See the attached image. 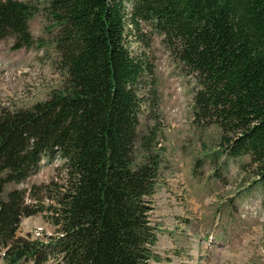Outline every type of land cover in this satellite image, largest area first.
<instances>
[{"label": "trees", "instance_id": "1", "mask_svg": "<svg viewBox=\"0 0 264 264\" xmlns=\"http://www.w3.org/2000/svg\"><path fill=\"white\" fill-rule=\"evenodd\" d=\"M32 13L28 2L0 0V40L29 48ZM48 13L62 87L29 109L0 108L5 264H44L54 255L63 264H150L149 199L161 160L154 136L140 135L146 64L131 56L127 26L144 23L163 37L198 83L195 116L222 131L228 155L249 156L264 181V0H49ZM56 158L66 172L55 196L59 236L47 244L17 238L22 218L36 211L23 191L5 194L6 186Z\"/></svg>", "mask_w": 264, "mask_h": 264}, {"label": "rangeland", "instance_id": "2", "mask_svg": "<svg viewBox=\"0 0 264 264\" xmlns=\"http://www.w3.org/2000/svg\"><path fill=\"white\" fill-rule=\"evenodd\" d=\"M17 1L33 7L28 22L33 42L16 50L12 39L0 40V108L9 111L46 100L65 78L53 43L49 0ZM139 25L138 30L127 26L125 35L131 56L146 64L137 88L139 131L154 136L152 150L161 160L149 199L156 235L150 264H264V181L249 156L228 155L222 131L195 116L193 97L199 87L194 76L160 34ZM65 179L61 159H43L24 182L6 186L5 194L23 191L25 204L36 211L22 218L17 238L41 244L58 238L55 196ZM0 264H5L1 253ZM44 264L63 263L54 255Z\"/></svg>", "mask_w": 264, "mask_h": 264}, {"label": "built area", "instance_id": "3", "mask_svg": "<svg viewBox=\"0 0 264 264\" xmlns=\"http://www.w3.org/2000/svg\"><path fill=\"white\" fill-rule=\"evenodd\" d=\"M37 237H39V234L38 235H36Z\"/></svg>", "mask_w": 264, "mask_h": 264}]
</instances>
